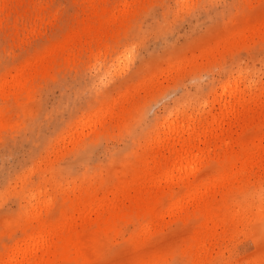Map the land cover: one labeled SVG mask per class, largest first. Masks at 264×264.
<instances>
[{
    "label": "rangeland",
    "instance_id": "374dc122",
    "mask_svg": "<svg viewBox=\"0 0 264 264\" xmlns=\"http://www.w3.org/2000/svg\"><path fill=\"white\" fill-rule=\"evenodd\" d=\"M263 180L264 0H0V264H264Z\"/></svg>",
    "mask_w": 264,
    "mask_h": 264
},
{
    "label": "bare ground",
    "instance_id": "6f19581e",
    "mask_svg": "<svg viewBox=\"0 0 264 264\" xmlns=\"http://www.w3.org/2000/svg\"><path fill=\"white\" fill-rule=\"evenodd\" d=\"M229 106H231V103H228V108H229ZM186 154H187V152H186ZM183 156V155H182ZM186 155L184 154V158H186L185 157ZM261 183H264V180L261 182ZM204 185V184H203ZM203 185H201V186H203ZM204 186H206V184L204 185ZM199 187L200 186H198V185H196V184H191L189 187H188V191H187V194L185 195V197L184 198H182L183 200H191L192 199V197H194V196H196L197 195V193H198V190H199ZM181 199V200H182ZM178 200H180V199H178Z\"/></svg>",
    "mask_w": 264,
    "mask_h": 264
}]
</instances>
